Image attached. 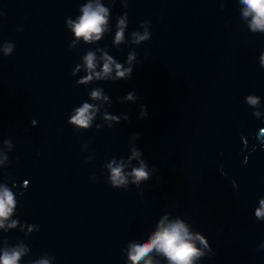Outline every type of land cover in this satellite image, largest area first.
<instances>
[{
    "label": "water",
    "instance_id": "95a60500",
    "mask_svg": "<svg viewBox=\"0 0 264 264\" xmlns=\"http://www.w3.org/2000/svg\"><path fill=\"white\" fill-rule=\"evenodd\" d=\"M86 4L107 9L99 39L72 29ZM246 8L0 0V192L14 200L0 256L132 264L133 244L182 220L207 238L192 264H264V29ZM116 65L131 74L117 77ZM84 104L87 127L71 122ZM141 162L149 175L137 183ZM117 167L126 183L113 184ZM147 260L170 264L155 249L138 264Z\"/></svg>",
    "mask_w": 264,
    "mask_h": 264
},
{
    "label": "clouds",
    "instance_id": "9594fccd",
    "mask_svg": "<svg viewBox=\"0 0 264 264\" xmlns=\"http://www.w3.org/2000/svg\"><path fill=\"white\" fill-rule=\"evenodd\" d=\"M243 3L247 6L245 15L253 13L252 27L264 29V0H243ZM82 15L79 16L77 22L72 23V29L77 37L82 36L86 41L91 40L93 37L99 39L100 33L103 31V25L106 23L107 9L97 4L93 7L91 4H86L81 7ZM120 25L124 24V20L119 21ZM122 29L117 32L116 39L119 41L122 38ZM138 40L148 39V33L143 36H138ZM11 48L5 49V52H10ZM86 63L89 69L94 68V56L89 53L86 56ZM262 63H264V57H262ZM112 71L110 63L106 62L103 65V73L109 74ZM132 69H121L120 65H116L117 77H124L131 74ZM94 97H98V92H93ZM127 99H134L133 94L129 93ZM248 102L250 104H256L257 98L249 96ZM91 106L84 104L83 107L76 110V115L71 118V122L80 126L87 127L91 116L89 108ZM146 114V113H142ZM138 135V134H137ZM134 155H139L138 152H134ZM148 172L145 169V165L141 162L139 168L133 169L132 176L134 182L148 179ZM112 181L114 185H120L126 183L125 176L122 174L120 167L112 169ZM261 208L257 209L256 216H264V200H261ZM14 205L13 194L7 188L0 192V217L6 218L12 211ZM3 226L0 221V227ZM11 226H14L11 225ZM195 240H199L202 244L207 245V238L200 233H196L195 237L189 232L188 226L182 220H176L167 226H161L155 234L152 235L150 240L136 243L131 246L129 252V260L132 264H138L144 257L153 251V249L162 253L170 262V264H192L193 257L201 255L199 249L196 248ZM21 252L12 251L11 253L5 251L0 256V264H17ZM40 264H47V261H42ZM145 264H151V260L145 261Z\"/></svg>",
    "mask_w": 264,
    "mask_h": 264
}]
</instances>
